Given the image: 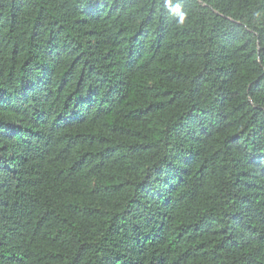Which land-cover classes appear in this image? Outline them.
Returning a JSON list of instances; mask_svg holds the SVG:
<instances>
[{
    "label": "trees",
    "instance_id": "obj_1",
    "mask_svg": "<svg viewBox=\"0 0 264 264\" xmlns=\"http://www.w3.org/2000/svg\"><path fill=\"white\" fill-rule=\"evenodd\" d=\"M0 264H264V0H0Z\"/></svg>",
    "mask_w": 264,
    "mask_h": 264
}]
</instances>
